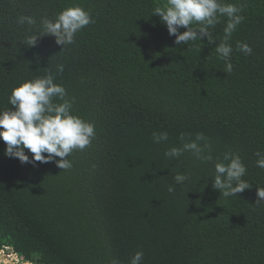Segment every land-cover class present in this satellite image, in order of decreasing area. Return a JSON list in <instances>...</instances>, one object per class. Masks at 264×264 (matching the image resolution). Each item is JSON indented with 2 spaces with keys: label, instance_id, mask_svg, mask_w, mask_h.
I'll return each instance as SVG.
<instances>
[{
  "label": "trees",
  "instance_id": "1",
  "mask_svg": "<svg viewBox=\"0 0 264 264\" xmlns=\"http://www.w3.org/2000/svg\"><path fill=\"white\" fill-rule=\"evenodd\" d=\"M221 2L243 16L228 40L231 72L216 51L225 16L210 29L212 42L176 45L152 14L167 0H0V111L13 107L14 87L51 71L72 114L95 126L68 170L21 164L0 140V249L36 264H130L137 251L140 264H264V200L256 196L264 188L256 164L264 154V0ZM72 6L94 21L73 44L61 49L45 35L27 47L43 18ZM20 16L36 24H18ZM162 132L167 141L154 143ZM182 133L207 137L213 160L190 152L168 159ZM226 152L247 169L251 187L237 196L212 187ZM176 173L190 178L175 184Z\"/></svg>",
  "mask_w": 264,
  "mask_h": 264
},
{
  "label": "clouds",
  "instance_id": "2",
  "mask_svg": "<svg viewBox=\"0 0 264 264\" xmlns=\"http://www.w3.org/2000/svg\"><path fill=\"white\" fill-rule=\"evenodd\" d=\"M240 11L235 4L222 3L221 0H167L164 6L155 7L152 14L164 22L168 34L175 37L176 45H188L190 41H202L204 38L212 42L210 29L215 27L221 16L227 17L223 29L224 40L216 47V51L225 60L226 71L231 72L232 47L228 40L243 20ZM93 22L90 13L83 8L68 7L52 19L43 18L37 34L28 36L25 42L27 47H35L38 38L50 35L62 49L73 44L76 33ZM17 23L34 25L36 21L31 16H20ZM180 28L186 30L180 32ZM237 47L245 54L252 53V48L246 43H238ZM56 70L63 72V65H57ZM8 103L13 107L0 111V140L5 143L4 154L18 159L21 164L35 166L36 162H55L58 168L68 170L72 167V162L68 159L71 153L76 149H85L95 137L94 124L72 114L73 101L67 97L64 86L55 82L51 71L14 87ZM187 135H180L181 147H171L164 155L171 160L179 158L184 152H190L202 163L212 161L209 139L200 133L194 139H186ZM167 139L166 132L153 133L154 143ZM25 150L31 153V158ZM256 156L257 166L264 169V154L257 152ZM214 170L212 187L224 197L237 196L251 187L244 179L247 169L239 155L224 153L222 159L214 163ZM189 178V175L183 173L173 176L175 184H183ZM168 191L173 192L174 185H170ZM256 196L257 199L264 200V188L256 189ZM0 253L11 255L8 260L12 264L15 261L36 264L27 261L9 246L1 248ZM142 258L143 252L137 251L131 257L130 264H140Z\"/></svg>",
  "mask_w": 264,
  "mask_h": 264
},
{
  "label": "rangeland",
  "instance_id": "3",
  "mask_svg": "<svg viewBox=\"0 0 264 264\" xmlns=\"http://www.w3.org/2000/svg\"><path fill=\"white\" fill-rule=\"evenodd\" d=\"M5 256L6 255H4L3 253H1V256H0V264H5L4 263V258H5ZM14 260V259H13ZM22 260V259H21ZM12 261V260H11ZM9 264H12L11 262L9 263ZM15 264H24V263H21V262H19V263H17L16 261H15Z\"/></svg>",
  "mask_w": 264,
  "mask_h": 264
},
{
  "label": "bare ground",
  "instance_id": "4",
  "mask_svg": "<svg viewBox=\"0 0 264 264\" xmlns=\"http://www.w3.org/2000/svg\"><path fill=\"white\" fill-rule=\"evenodd\" d=\"M0 256H1V253H0ZM9 257H12V256H11V255H7V256H6V258H5V259H6V260H5V264H7V263L9 262V260H8ZM11 260H12V259H11Z\"/></svg>",
  "mask_w": 264,
  "mask_h": 264
},
{
  "label": "water",
  "instance_id": "5",
  "mask_svg": "<svg viewBox=\"0 0 264 264\" xmlns=\"http://www.w3.org/2000/svg\"><path fill=\"white\" fill-rule=\"evenodd\" d=\"M4 263H5V260H4ZM7 264H9V262Z\"/></svg>",
  "mask_w": 264,
  "mask_h": 264
}]
</instances>
